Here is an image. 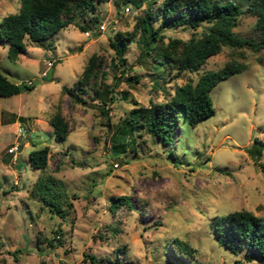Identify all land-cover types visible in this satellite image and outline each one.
<instances>
[{
    "label": "rangeland",
    "instance_id": "1",
    "mask_svg": "<svg viewBox=\"0 0 264 264\" xmlns=\"http://www.w3.org/2000/svg\"><path fill=\"white\" fill-rule=\"evenodd\" d=\"M0 1V19L19 4ZM151 1L143 0L142 7ZM234 1L242 7L247 3ZM124 5L130 6L125 14ZM96 12L106 29L89 37L82 26L95 24L83 9L50 36L49 47L24 38L26 53L11 60L7 44L0 43L1 71L14 82L31 81L20 93L0 96V264H114L117 257L122 264H190L172 255L174 236L195 248L197 264H259L245 248L235 252L220 244L212 219L236 209L264 215V170L259 165L264 149L259 154L250 150L255 139L264 141V48L224 46L197 71L173 70L154 86L163 68L150 63L145 36L134 32L139 9L108 0L98 2ZM114 18L116 24L110 22ZM254 24L255 16L241 14L234 30L255 38ZM117 30L130 35L123 64L109 44ZM192 31L161 29L166 37L184 39ZM93 52L106 56V94L89 89L82 94L85 102L72 103L63 85H73ZM233 58L248 67L211 88L214 113L195 125L178 106L180 125L173 143L135 131L129 144L131 135L117 133L129 108L163 101L177 85L195 82L204 70ZM60 106L70 120L65 139H57L48 122ZM13 143L21 144L15 156L8 150ZM121 143L126 145L119 151L115 146ZM43 145L50 147L47 164L34 167L29 151ZM43 175L55 177L61 212L30 195ZM122 194L132 206L110 210L111 197Z\"/></svg>",
    "mask_w": 264,
    "mask_h": 264
},
{
    "label": "trees",
    "instance_id": "2",
    "mask_svg": "<svg viewBox=\"0 0 264 264\" xmlns=\"http://www.w3.org/2000/svg\"><path fill=\"white\" fill-rule=\"evenodd\" d=\"M16 11L4 15L0 19V43L7 44V56L11 60L18 59L26 53L28 38L36 45L49 47V39L55 32L71 23L78 11L86 9L90 12L89 21L99 24L100 16L96 12L98 2L108 0H18ZM132 3L139 9L135 18V31L145 36V53L150 63L161 64L163 72L155 79L154 86H160L166 74L187 69L197 71L207 58L218 53L224 46L232 49L248 46L252 50L264 48V0H247L240 6L234 0H152L146 8L143 0H123ZM241 14L255 16L254 27L257 37H243L234 26ZM158 19V25L153 21ZM202 26L200 30H197ZM163 27H191L193 31L186 39L169 36L161 32ZM83 30L86 28L83 27ZM130 35L117 30L109 37V44L114 50V57L119 64L125 62V51ZM106 56L93 52L87 59L81 75L73 85H63L72 103L85 102L83 93L92 89L95 94H106L103 84L106 78L104 64ZM247 63L235 58L226 61L217 69L201 72L195 82L187 81L177 85L174 91L167 92L163 101L151 100L149 104H137L129 108L117 133L131 135L135 141V131H146L154 134L163 144L173 143L179 131L178 106H182L185 116L191 125L214 113L210 98L211 88L220 80L233 73L244 70ZM47 75V74H46ZM45 75V76H46ZM130 79L138 77L130 75ZM31 84L10 80L0 68V96L20 93ZM104 103V101H102ZM106 112V111H104ZM53 134L57 139H65L70 131V120L60 107L48 117ZM126 143L115 148L125 149ZM264 141L255 139L250 150L261 153ZM50 152L49 145L33 148L29 151V162L34 167H45ZM264 170V163H259ZM55 177L39 176L30 195L43 203L51 204L57 212L62 210L59 191L55 189ZM53 185V187H52ZM54 189V190H53ZM70 204V203H69ZM132 206L127 195H113L110 210L119 206ZM212 229L218 242L233 251L245 248L253 254L259 264H264V215H257L248 209H236L225 214L215 215ZM175 257L186 263L197 264L195 248L184 238L174 236L169 243ZM92 262L95 255H89ZM114 264H122L117 257Z\"/></svg>",
    "mask_w": 264,
    "mask_h": 264
},
{
    "label": "built area",
    "instance_id": "3",
    "mask_svg": "<svg viewBox=\"0 0 264 264\" xmlns=\"http://www.w3.org/2000/svg\"><path fill=\"white\" fill-rule=\"evenodd\" d=\"M130 10V6L129 5H124V7L122 8L121 12L122 13H127L128 11ZM110 22H112V24H116L118 22V19L117 18H114L113 20H111ZM104 29H106V23L104 21L100 22L99 24H96L94 25L92 28L90 29H85L83 30L85 36L89 37L91 36L92 34L94 33H97V32H101L103 31ZM47 74L46 71H42V75L45 76ZM28 83L30 84L31 81H28ZM21 149V144L19 145L18 143H13L9 148L8 150L13 152L14 155H15V152L18 150V149Z\"/></svg>",
    "mask_w": 264,
    "mask_h": 264
},
{
    "label": "crops",
    "instance_id": "4",
    "mask_svg": "<svg viewBox=\"0 0 264 264\" xmlns=\"http://www.w3.org/2000/svg\"><path fill=\"white\" fill-rule=\"evenodd\" d=\"M3 3V1H0V4H2ZM19 5V4H18ZM18 5L16 6V8H15V11L17 10V8H18ZM14 12V11H13ZM19 115V117L21 116L20 114H18ZM15 122H17V121H15ZM26 143V142H25ZM14 155V154H13ZM15 156V155H14ZM15 158V157H14Z\"/></svg>",
    "mask_w": 264,
    "mask_h": 264
}]
</instances>
